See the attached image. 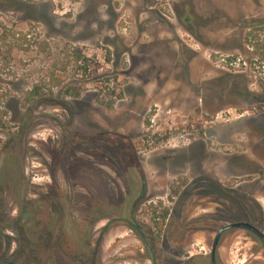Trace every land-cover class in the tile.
Masks as SVG:
<instances>
[{
  "label": "rangeland",
  "instance_id": "1",
  "mask_svg": "<svg viewBox=\"0 0 264 264\" xmlns=\"http://www.w3.org/2000/svg\"><path fill=\"white\" fill-rule=\"evenodd\" d=\"M9 93L0 264L20 239L38 264H212L222 226L264 233V0H0ZM215 264L264 244L227 231Z\"/></svg>",
  "mask_w": 264,
  "mask_h": 264
},
{
  "label": "trees",
  "instance_id": "2",
  "mask_svg": "<svg viewBox=\"0 0 264 264\" xmlns=\"http://www.w3.org/2000/svg\"><path fill=\"white\" fill-rule=\"evenodd\" d=\"M8 88H10V87H8ZM39 88L40 87L36 85L33 87V89L31 91L26 92L24 94L25 96L23 97V107H24L26 112H28L29 103H33L36 100V98L38 97V95L40 94ZM13 99H14V96L12 97V93H9V95H7L6 97L0 95V110H3V109L6 110L7 105L11 101H13ZM11 110L14 111L15 110L14 107H12ZM8 114H9V111H8ZM8 114H6L5 117ZM22 118H23V116H22ZM24 119H25V117H24ZM7 122L9 123L8 119H7ZM5 125H6V122L5 123L3 122V116H2V114H0V128H4ZM1 211H2L1 216L3 217L2 222L4 223V225H6L2 229L1 234L6 232V231H11V230L14 231V229L17 227L15 226V224L11 223L12 221H9L8 219H6L9 217V213H8V215H6V213L3 212V209ZM18 212H19V217H18L19 221L24 220L26 217V214H27V210H25L23 208H18ZM166 217H167V214H165L164 218L166 219ZM19 236H21V233ZM4 237L8 238V236H6V235H4ZM28 241L31 242L29 239H28ZM29 242H28L27 247H26L25 245H23L21 243V239H20V242H18L19 248L11 256L12 261L17 262V263H21V264H38L37 257H42L43 251L42 250H34L35 251V257H36V260H35L34 257L31 256L29 250H26V248L28 249V248L32 247V245ZM41 247H42V244H41Z\"/></svg>",
  "mask_w": 264,
  "mask_h": 264
},
{
  "label": "water",
  "instance_id": "3",
  "mask_svg": "<svg viewBox=\"0 0 264 264\" xmlns=\"http://www.w3.org/2000/svg\"><path fill=\"white\" fill-rule=\"evenodd\" d=\"M233 229H239V230H245L250 232L251 234L255 235L257 238H259L261 241L264 242V233H262L260 230H258L256 227H254L253 225L249 224V223H244V222H239V223H232L226 226H222L221 228H219L215 234L213 243H212V247H211V253H210V257L212 259V261L214 260L215 257V253H216V249L218 247V243H219V239L221 237V235L228 231V230H233ZM11 264V263H8Z\"/></svg>",
  "mask_w": 264,
  "mask_h": 264
},
{
  "label": "flooded vegetation",
  "instance_id": "4",
  "mask_svg": "<svg viewBox=\"0 0 264 264\" xmlns=\"http://www.w3.org/2000/svg\"><path fill=\"white\" fill-rule=\"evenodd\" d=\"M222 11V10H221ZM187 14L186 15H184L183 16V18H181L180 17V14H179V12H177V20H178V22L180 23V25L184 28V27H187V26H191V24L195 21V17H194V15L192 14L193 13V11H192V13L189 11V10H187V11H185ZM239 222H246V223H249V224H251V225H253L254 227H256L253 223H252V221H246V220H241V221H236V222H232V223H239ZM232 223H230V224H232ZM229 225V224H228ZM226 226V225H225ZM257 228V227H256ZM258 229V228H257ZM233 230H235V229H233ZM239 230V229H238ZM259 230V229H258ZM228 231H230V230H228ZM243 231H245V230H243ZM227 232V231H226ZM245 232H247V233H249V234H251L250 232H248V231H245ZM225 233V232H224ZM223 233V234H224ZM222 234V235H223ZM221 235V236H222ZM251 235H253V234H251ZM253 236H255V235H253ZM256 237V236H255ZM221 238V237H220ZM257 238V237H256ZM257 239H259V238H257ZM220 240V239H219ZM259 241H261L260 239H259ZM263 244H264V242L263 241H261ZM219 244V243H218ZM216 251H217V249H216ZM215 255H216V253H215ZM210 259H211V257H210ZM8 263H11V264H21V263H17V262H14V261H7V262H5V264H8ZM211 263L212 264H215V257H214V260L212 261V259H211Z\"/></svg>",
  "mask_w": 264,
  "mask_h": 264
}]
</instances>
